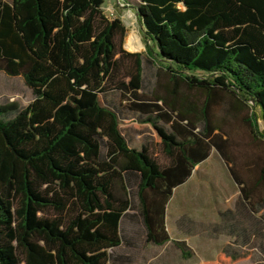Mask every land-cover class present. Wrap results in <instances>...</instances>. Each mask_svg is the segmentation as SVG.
<instances>
[{
    "label": "trees",
    "instance_id": "obj_1",
    "mask_svg": "<svg viewBox=\"0 0 264 264\" xmlns=\"http://www.w3.org/2000/svg\"><path fill=\"white\" fill-rule=\"evenodd\" d=\"M137 1L158 50L152 93L141 91L143 54L118 46L126 28L105 0H0V72L22 77L34 96L25 108L0 105V264H110L130 209L145 242L164 246L174 189L213 149L242 199L264 207V134L248 109L264 124V0ZM196 71L208 77L187 74ZM115 91L168 165L130 146L129 129L140 127L106 101Z\"/></svg>",
    "mask_w": 264,
    "mask_h": 264
},
{
    "label": "rangeland",
    "instance_id": "obj_2",
    "mask_svg": "<svg viewBox=\"0 0 264 264\" xmlns=\"http://www.w3.org/2000/svg\"><path fill=\"white\" fill-rule=\"evenodd\" d=\"M10 2L11 0H5ZM125 4L122 0H105L102 6L103 11L109 18L116 16L124 20L126 33L123 38L117 39V44L127 52H139L143 54L142 64V92L152 93L157 87L158 64L156 60L157 48L145 36V29L138 21L134 11L126 9L129 7L119 6ZM130 6H136V0H126ZM118 3V4H117ZM112 9V12L109 11ZM133 35L138 38L142 45L140 49L129 50L126 46L128 37ZM152 49V57L147 54V46ZM154 59V60H153ZM199 78H207L208 74L196 71L187 72ZM195 93V92H189ZM106 101L123 112L129 120L136 118L140 129L130 128L127 134L130 146L142 148L146 146L150 153L162 165H168L169 159L163 155L154 142L153 133L145 123H141L140 116L127 112L121 103L119 92H110L105 95ZM34 99L31 90L26 86L20 76H9L0 72V105L16 103L19 108H25ZM226 103L216 107L215 115L218 118L224 117ZM258 118L259 131L264 134V124L260 118V111L252 105L248 108ZM237 140L240 144H246L249 140L246 132L241 129ZM176 197L173 199V206L169 209V228L173 241L162 247L150 245V251H142V254H150L154 259L149 264H203L214 261L221 253L226 255L234 253L248 254L249 259L239 264H264V242L236 241L230 234L231 227L217 226L219 221L216 214L217 209L231 207L240 200L239 188L234 183L229 173L228 166L216 150H212L209 158L195 167L188 181L178 187ZM185 217V221L181 220ZM184 221V224L180 222ZM175 222L178 224L175 225ZM174 241L186 243L187 250L191 253L189 259H184ZM149 245V244H148ZM141 247V246H140ZM138 264H145L142 257L137 259Z\"/></svg>",
    "mask_w": 264,
    "mask_h": 264
},
{
    "label": "crops",
    "instance_id": "obj_3",
    "mask_svg": "<svg viewBox=\"0 0 264 264\" xmlns=\"http://www.w3.org/2000/svg\"><path fill=\"white\" fill-rule=\"evenodd\" d=\"M136 2L138 1L136 0ZM119 6H122V3H120V1H119ZM135 7L136 6L133 5L126 10L130 12L132 11L135 12ZM109 11L112 12V9H109ZM113 18H117V17L113 16ZM121 21L123 22L126 28V24L124 23V20L121 19ZM136 49H139V47ZM200 164H198L197 166H199ZM178 187L174 189L173 196L168 202L166 209V228L171 239L169 242L173 241L169 231L170 230L169 217L171 216L169 215V209L170 206L171 208L173 206V203L171 204V202H173V199L176 197L175 195L178 192L177 191ZM239 196H240V200L234 203L233 205H231V207H222L220 209H217L216 216L219 220L217 222V226L231 227L230 234L234 236V239L236 241L241 240L251 243L264 242V207L258 206L257 209L254 210L249 206L247 202H245L242 199L240 190H239ZM136 214H137V210L130 209L127 210L125 215L123 216L120 223L121 244L119 247L113 249L112 251H109L111 253L110 264H138L137 259L139 257H142V261L144 260L145 264H149L154 259V257L151 256L150 254L147 255L142 254L143 250L150 251V247H149L150 244L148 245L145 242V237H144L145 232L141 220ZM181 220L185 221L186 219L185 217H183ZM184 221L183 222L181 221L180 224H184ZM176 224H178V222H175V225ZM174 242H182V241H174ZM158 247H162V246H158ZM234 254H240V253H234ZM248 259L249 257L247 259L238 262L237 264L247 261Z\"/></svg>",
    "mask_w": 264,
    "mask_h": 264
},
{
    "label": "bare ground",
    "instance_id": "obj_4",
    "mask_svg": "<svg viewBox=\"0 0 264 264\" xmlns=\"http://www.w3.org/2000/svg\"><path fill=\"white\" fill-rule=\"evenodd\" d=\"M142 45L140 44V42H139V40H138V38L137 37H135V36H133V35H130L129 37H128V40H127V47L129 48V49H136V48H138L139 47V49H140V47H141Z\"/></svg>",
    "mask_w": 264,
    "mask_h": 264
},
{
    "label": "built area",
    "instance_id": "obj_5",
    "mask_svg": "<svg viewBox=\"0 0 264 264\" xmlns=\"http://www.w3.org/2000/svg\"><path fill=\"white\" fill-rule=\"evenodd\" d=\"M122 1H123V0H122ZM123 2H124V1H123ZM124 3H125V2H124ZM122 6H126V4H123V3H122Z\"/></svg>",
    "mask_w": 264,
    "mask_h": 264
}]
</instances>
